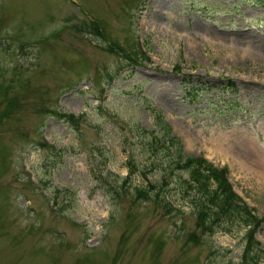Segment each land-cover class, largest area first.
I'll use <instances>...</instances> for the list:
<instances>
[{"label": "rangeland", "instance_id": "1", "mask_svg": "<svg viewBox=\"0 0 264 264\" xmlns=\"http://www.w3.org/2000/svg\"><path fill=\"white\" fill-rule=\"evenodd\" d=\"M251 149L264 0H0V264H239L248 228L197 227L169 159L225 167L264 249Z\"/></svg>", "mask_w": 264, "mask_h": 264}, {"label": "trees", "instance_id": "2", "mask_svg": "<svg viewBox=\"0 0 264 264\" xmlns=\"http://www.w3.org/2000/svg\"><path fill=\"white\" fill-rule=\"evenodd\" d=\"M89 23V28H86L88 32L99 34L96 25L92 21ZM108 50L110 52L113 51L112 48ZM136 54L138 55V52L129 54L126 52L124 58L126 60H132L131 56ZM68 117H70V120L74 119L72 115H68ZM162 124L163 127L168 128L165 122H162ZM38 144L39 146L45 145L43 141H40ZM169 161L172 163L173 168L187 171L186 179H182L181 182L184 183L186 189L196 191V194L191 196V202L194 203L193 206L196 212V226L201 230L204 229L208 233H211V225L224 227L228 221L229 223L239 222L242 226L248 228L243 238L239 264H257L258 256L264 257V251L259 249V243L254 239L253 232L258 228L261 219L254 215L252 210L233 193L225 177V168L214 167L201 156H184L179 151H173ZM154 186L150 183L148 185L146 184V186H142L144 188L142 192L153 190L155 188ZM139 188H136L138 193ZM155 192L160 193V189ZM167 207L170 208L168 204Z\"/></svg>", "mask_w": 264, "mask_h": 264}, {"label": "bare ground", "instance_id": "3", "mask_svg": "<svg viewBox=\"0 0 264 264\" xmlns=\"http://www.w3.org/2000/svg\"><path fill=\"white\" fill-rule=\"evenodd\" d=\"M222 137V136H221ZM221 139V138H220ZM214 143L211 142L212 146L214 149L221 151L223 154H228L230 153V148L227 147H220L221 146V142L216 141L214 139L213 141ZM254 149V148H253ZM253 149H251V153L249 155H247V157L253 161L255 163V167L256 168H261V173L264 174V157H262V155H260L259 153H257L256 151H254ZM242 165H244V162H242ZM259 171V170H258Z\"/></svg>", "mask_w": 264, "mask_h": 264}]
</instances>
